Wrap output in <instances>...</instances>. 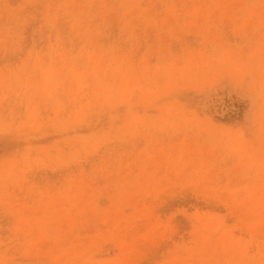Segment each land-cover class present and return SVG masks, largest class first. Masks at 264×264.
I'll use <instances>...</instances> for the list:
<instances>
[{
  "label": "rangeland",
  "instance_id": "374dc122",
  "mask_svg": "<svg viewBox=\"0 0 264 264\" xmlns=\"http://www.w3.org/2000/svg\"><path fill=\"white\" fill-rule=\"evenodd\" d=\"M0 264H264V0H0Z\"/></svg>",
  "mask_w": 264,
  "mask_h": 264
}]
</instances>
